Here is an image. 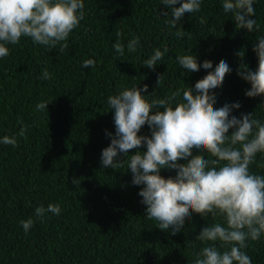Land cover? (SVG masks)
<instances>
[{
	"label": "trees",
	"instance_id": "trees-1",
	"mask_svg": "<svg viewBox=\"0 0 264 264\" xmlns=\"http://www.w3.org/2000/svg\"><path fill=\"white\" fill-rule=\"evenodd\" d=\"M83 2L84 19L63 42L66 51L21 37L18 44H7L9 55L0 58V138L17 141L16 147L0 143V264H194L205 246L195 237L223 218L191 213L176 235L146 218L138 195L143 186L131 183L127 164L114 169L101 164L102 150L111 142L108 133L115 134L107 98L144 85L146 99L166 98L177 89L194 88L224 60L231 72L214 90V107L238 102L241 107L231 115L252 113L264 123V97H246L250 84L237 75L241 65L257 68L252 49L264 36V0L253 5L255 16L250 18L259 27L252 33L235 27L232 15L223 12L222 0H202L200 11L185 13L176 28L166 23L171 8L161 0ZM178 29L185 32L182 38L175 34ZM133 37L140 43L136 52H129ZM117 39L125 46L123 56L113 48ZM165 48L154 69L145 67L155 49ZM180 55H194L198 64L211 61L213 67L187 72L176 60ZM87 59L95 67L83 68ZM45 68L51 79H42ZM41 101H51L47 111L36 110ZM21 128L26 129L23 136ZM150 134L147 125L139 133ZM249 167L264 176V153ZM160 175L175 176V171L162 169ZM48 204H59L60 215L36 217L35 208ZM29 218L34 224L25 233L20 221ZM247 244L244 251L252 264H264V234Z\"/></svg>",
	"mask_w": 264,
	"mask_h": 264
},
{
	"label": "clouds",
	"instance_id": "clouds-1",
	"mask_svg": "<svg viewBox=\"0 0 264 264\" xmlns=\"http://www.w3.org/2000/svg\"><path fill=\"white\" fill-rule=\"evenodd\" d=\"M178 3L179 7H172ZM201 3L202 0H161L165 8H171V19L166 23L176 28L185 13L200 11ZM254 3L255 0H222V9L232 15L237 29L252 33L259 27L256 19L250 18L255 16ZM84 15L83 0H0V58L9 55L6 45L18 44L21 37L48 49L59 45L60 52L66 51L68 44L63 42ZM175 34L182 38L185 32L178 29ZM116 36L119 38L122 33L117 32ZM257 41L252 49L258 59L256 70L251 71L246 65L237 70V75L250 84L245 92L249 98L264 97V36ZM139 43V37L130 39L128 51L136 52ZM113 48L124 55L125 46L119 39ZM165 52L167 48L155 49L144 61L145 67L154 69ZM176 60L187 72L213 67L208 60L198 64L194 55H180ZM82 67H95V61L87 59ZM230 72L229 65L221 60L194 88L177 89L166 98L146 99L142 93L147 92V85L123 88L107 98L115 134L108 133L111 142L102 150L101 164L113 169L127 164L131 183L143 186L138 195L146 206V218L157 221L162 231L171 229L172 235L183 229L191 213L223 218V223L205 226L195 237L205 246L196 254L194 264H252L244 251L247 241H257L264 234V176L252 173L249 167L258 153H264V123L254 119L252 113L241 114L240 118L231 115L241 107L238 102L214 107V90L222 86ZM42 79H51L47 68ZM50 102L37 103L36 110L45 111ZM145 125L150 136L139 135ZM230 129L233 131L229 134ZM25 131L21 128L19 135ZM0 143L17 146L15 137L7 135L0 138ZM141 147L146 150L140 151ZM134 149V154L129 155ZM193 150L200 154L193 155ZM118 155L125 159L118 160ZM162 169L175 171V176H161ZM60 212L59 204L35 208L38 218L46 213L58 216ZM20 223L27 233L34 221L29 218Z\"/></svg>",
	"mask_w": 264,
	"mask_h": 264
}]
</instances>
